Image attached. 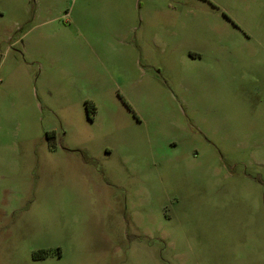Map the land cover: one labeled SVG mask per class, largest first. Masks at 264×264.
I'll use <instances>...</instances> for the list:
<instances>
[{"label":"rangeland","instance_id":"obj_1","mask_svg":"<svg viewBox=\"0 0 264 264\" xmlns=\"http://www.w3.org/2000/svg\"><path fill=\"white\" fill-rule=\"evenodd\" d=\"M0 264H264V0H0Z\"/></svg>","mask_w":264,"mask_h":264},{"label":"trees","instance_id":"obj_2","mask_svg":"<svg viewBox=\"0 0 264 264\" xmlns=\"http://www.w3.org/2000/svg\"><path fill=\"white\" fill-rule=\"evenodd\" d=\"M86 107H87V114L88 115H90V113H94L96 111L95 107H93L92 109L88 105H86ZM43 253L45 254V252H43ZM39 254H41V253H39ZM36 256H37V254H36Z\"/></svg>","mask_w":264,"mask_h":264},{"label":"crops","instance_id":"obj_3","mask_svg":"<svg viewBox=\"0 0 264 264\" xmlns=\"http://www.w3.org/2000/svg\"><path fill=\"white\" fill-rule=\"evenodd\" d=\"M10 230H11V228H10ZM12 231V230H11Z\"/></svg>","mask_w":264,"mask_h":264}]
</instances>
